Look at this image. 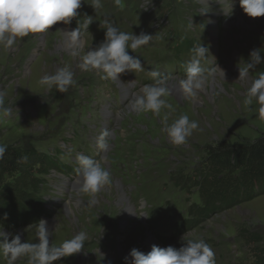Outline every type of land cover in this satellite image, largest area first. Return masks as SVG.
<instances>
[{"label":"rangeland","instance_id":"374dc122","mask_svg":"<svg viewBox=\"0 0 264 264\" xmlns=\"http://www.w3.org/2000/svg\"><path fill=\"white\" fill-rule=\"evenodd\" d=\"M91 2L82 0L69 24L57 22L44 33L17 38L11 49L0 46V145L44 154L61 167L32 172L39 183L35 200L44 213L17 224L12 220V225L0 221V229L35 243L39 222L44 221L50 247L84 232L87 239L80 252L54 264H125L131 249L151 250L149 237L156 246L180 248L185 233L203 239L214 251L216 264H264V193L215 202L219 207L201 219L194 220L190 213L191 207L202 208L204 185L216 173L208 149L219 143L241 146L264 135V120L257 118L255 103H245L246 84L238 79L253 49L260 48L264 56V17H248L239 0H233L231 10L230 0H152L147 10L145 0H120L119 5L101 0L97 10ZM85 15L93 20L89 26ZM105 20L127 33L153 35L148 45L128 50L141 59L142 71L113 80L99 70L79 67L85 52L105 39ZM63 25L71 32L79 30L68 38L81 41L74 49ZM178 39L189 41L190 48L177 52ZM201 43L210 51L200 61L205 87L188 93L182 86L185 66ZM58 68L74 73L67 92L40 83ZM151 71L159 76L151 77ZM260 72L264 63L249 70V77ZM157 80L166 88L163 99L171 108L159 115L129 111L133 95ZM4 109H10L8 115ZM181 115L196 121L198 128L177 145L164 129ZM105 132L109 135L103 137ZM101 137L107 149L100 147ZM77 154L99 160L110 172L99 192L78 191ZM221 172L217 178L238 177L237 171ZM186 220L194 223L182 229ZM166 237V244L157 239ZM0 264H7L2 252ZM15 264H27V258Z\"/></svg>","mask_w":264,"mask_h":264},{"label":"clouds","instance_id":"9594fccd","mask_svg":"<svg viewBox=\"0 0 264 264\" xmlns=\"http://www.w3.org/2000/svg\"><path fill=\"white\" fill-rule=\"evenodd\" d=\"M119 5L120 0H115ZM152 0H145L143 10H147ZM82 0H0V46L11 49L17 43V38H23L30 33H44L57 22L69 24L74 17L78 16L77 10L81 7ZM233 0H230L229 8ZM94 10L102 7L101 0H92L89 4ZM239 6L243 12L251 18L264 17V0H239ZM207 13V12H204ZM86 20L89 26L93 20L91 16ZM105 39L95 48L88 49L82 56L79 67L82 70H99L105 79H119L120 74L125 72L142 71V62L139 57L129 54V49L136 50L148 45L153 35L141 32L139 35L121 31L109 21L104 22ZM67 34H79V30ZM74 42L76 36L73 37ZM193 55L186 63V79L182 86L186 92L192 93L195 89L204 86L205 77L200 67L201 59L209 53V48L202 43L192 50ZM74 55L77 53L74 52ZM264 63V56L260 48L250 52L246 67L239 69V80L245 82V103L252 106L255 103L256 115L264 120V72L256 77H249V70H253L259 64ZM216 69L225 76V72L218 65ZM149 75L153 78L159 76L157 71H151ZM74 73L69 68H58L54 74H46L41 77L40 83L49 88L55 86L63 93L74 83ZM162 81L157 80L155 84L144 85L139 92L133 95L127 108L131 112L140 113L151 111L159 115L161 109L171 108L163 97L167 94L165 87L160 86ZM3 103V93H0V104ZM4 115H8L10 109H4ZM198 128L194 120L187 115H181L170 125H166L164 131L169 141L173 144H183ZM105 132L103 137L108 136ZM100 139V147L107 149L108 145L104 138ZM6 151L5 146L0 145V157ZM79 165L78 191L82 193L95 194L109 182L110 172L102 166L99 160H94L83 154H77ZM95 203V199L91 201ZM50 233L44 221L39 222L37 242L30 243L21 241L20 234L5 233L0 229V252L7 258V264H15L18 258L26 257L27 264H54V261L62 257L71 256L80 252L87 239L84 232L75 234L71 239L65 240L59 247H50ZM190 233L182 236V246L159 247L151 246L147 253L136 248L131 249L128 256L124 258L125 264H216L215 253L203 239L190 238Z\"/></svg>","mask_w":264,"mask_h":264},{"label":"trees","instance_id":"16d2710c","mask_svg":"<svg viewBox=\"0 0 264 264\" xmlns=\"http://www.w3.org/2000/svg\"><path fill=\"white\" fill-rule=\"evenodd\" d=\"M175 42L174 49L177 52L180 48L187 49L191 46L187 40L178 39ZM5 148L3 157H0V221L12 225V220L17 224L36 218L38 213L41 215L44 213L41 205L35 200L39 183L32 176V172L38 170L44 172L48 171V168L61 170V167L51 162L44 154ZM207 153L216 173L204 185L206 191L205 196H202V208L197 206L190 208H193L190 213L194 220L201 219L208 212L217 209L219 205L214 204L215 202L221 204L229 197H234L230 202H238L254 194L264 193V135L252 143L236 147L219 143L209 148ZM221 171H237L238 177L230 180H226L225 176L217 178L218 174L223 173ZM4 177L7 179L4 180ZM192 223L194 222L186 220L182 221L180 226L184 229ZM177 231L180 232V227ZM169 238L157 239L160 243L166 244Z\"/></svg>","mask_w":264,"mask_h":264},{"label":"bare ground","instance_id":"6f19581e","mask_svg":"<svg viewBox=\"0 0 264 264\" xmlns=\"http://www.w3.org/2000/svg\"><path fill=\"white\" fill-rule=\"evenodd\" d=\"M64 26V28H65V31H66V36H67V39L69 38V36H71L72 34H67V33H70L71 31L70 30H68V28L65 26V25H63ZM69 40V39H68ZM67 43H69V45L74 49L75 48V45H76V43H79V44H81V41L80 40H76L75 42L73 41V42H71L70 40L69 41H67ZM205 83L206 82H204V85H205ZM205 87V86H204ZM129 91V90H128ZM130 94L131 93H127L126 95L129 97L130 96ZM132 208L130 207V206H128V208H127V211H130ZM71 210V209H70ZM72 211V210H71ZM129 214V212L125 215V216H127ZM151 237H149V240H150V247L152 246V245H154V242L153 241H151Z\"/></svg>","mask_w":264,"mask_h":264}]
</instances>
